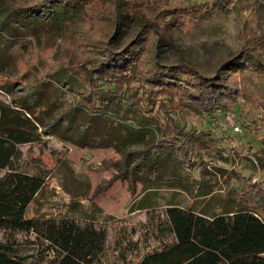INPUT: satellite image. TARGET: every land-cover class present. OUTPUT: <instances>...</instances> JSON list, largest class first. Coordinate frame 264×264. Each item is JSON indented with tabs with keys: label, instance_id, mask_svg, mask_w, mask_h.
Returning a JSON list of instances; mask_svg holds the SVG:
<instances>
[{
	"label": "trees",
	"instance_id": "1",
	"mask_svg": "<svg viewBox=\"0 0 264 264\" xmlns=\"http://www.w3.org/2000/svg\"><path fill=\"white\" fill-rule=\"evenodd\" d=\"M86 1L39 0L33 8L59 14L64 25L67 15L74 20L84 12L90 15ZM110 1L109 11L113 17L105 18V26L114 25L119 34L128 22L137 21L141 26L138 41L118 50L109 36L99 42L101 50L97 60L83 61V71L64 66L39 78L38 87L53 83L65 98L63 116L70 117L71 112L83 108L89 118L100 115L110 119L115 127L122 126L125 138L144 139L143 148H126L119 162L125 164L131 154H140L136 164H142L150 184L161 182L158 159L170 157L174 172L165 179L189 188L191 194L187 207L167 204L166 222L156 227L161 234L156 235L157 242L145 251L134 239L125 243L116 239L118 257L124 264H133V256L137 259L135 264H264V174L245 178L240 171H230L225 176L228 183L222 195L224 210L204 212L194 208L191 204L200 197V192L207 196L215 191L213 181L203 176L208 165L201 156H209L215 162H229L232 158L229 154V160L226 159L224 152L230 148L236 153L237 145L230 144L233 139L228 134L212 136L190 119L194 112L211 122L212 118L228 111H239L242 105L246 112L240 110L237 114L241 126L261 135L264 129V33L249 34L246 44L233 55L231 62L222 63L215 76L200 74L194 65L178 63L171 67L154 55L146 56L144 50L151 36L157 38L158 46L165 45L176 28L195 31L214 10L221 9L219 0L214 4L209 0H195L183 6H164L163 12L171 11L167 16L173 18L164 20L161 25L156 20L158 12L139 15L132 9L135 3L130 4L129 0ZM97 2L98 6L107 7V0ZM4 10L3 18L12 28L23 27L27 35L43 34L38 25L27 26L23 21V17L30 14L26 6L7 4ZM19 13L24 15L20 16L22 21L16 19ZM69 26L68 23L66 27ZM24 38L18 35L6 39L15 67L16 55L10 50ZM57 77L76 90L64 89L57 83ZM25 110L21 105L0 102V172L5 170L0 176V228L34 234L39 244L36 253L25 257L15 253L8 243H0V264H103L109 248L105 229L93 221L82 224L67 216L28 214L31 202L44 187L47 177L43 173L29 172L21 164L20 145L41 139L38 126L26 116ZM260 139L263 149L255 156L264 173V132ZM166 233L170 236H165Z\"/></svg>",
	"mask_w": 264,
	"mask_h": 264
},
{
	"label": "rangeland",
	"instance_id": "2",
	"mask_svg": "<svg viewBox=\"0 0 264 264\" xmlns=\"http://www.w3.org/2000/svg\"><path fill=\"white\" fill-rule=\"evenodd\" d=\"M107 1V7H102L97 5V0H87L90 15L84 12L75 20L67 15L63 25L59 14L33 8L39 0H0V102L23 106L26 116L38 126L40 133V140L20 145L23 168L29 172L46 174L47 177L44 187L31 202L28 214L67 216L82 224L93 221L107 233L109 248L103 264H124L122 258L118 257L116 239H120L121 243L134 239L145 251L157 242L156 235L161 230L156 227L158 223L166 222L167 204L179 203L187 207L191 199L190 189L176 186L165 179L174 172L170 157L158 159L161 182L150 184L142 164H136L141 158L140 154H131L125 164L119 162L126 148H143L144 139L135 136L125 138L122 126L115 127L110 119L100 115L89 118L83 108L71 112L70 117L63 116L61 111L65 107V98L54 88L53 83L38 87L39 78L43 79L64 66L83 71V61L88 58L97 60L101 50L99 42L107 40L109 36L115 41L118 50L138 41L141 26L137 21L128 22V26L119 34L114 25L105 26V18L109 20L113 17L109 11L111 1ZM163 1L129 0L130 4L135 3L132 9L139 15H154L158 12L160 15L156 20L160 25L164 20L167 22L173 18L167 16L171 11L163 12L164 6H183L187 1L195 0H171L169 4ZM209 1L213 4L217 2ZM7 4L30 9L28 16L24 18L19 13L16 19L21 20L23 17L27 26L38 25L43 34L27 35L23 27L12 28L3 18L4 5ZM219 4L221 9L214 10L195 31L181 28L172 30L165 45L157 46V38L150 35L151 40L144 48L146 56L154 55L171 67L178 63L191 64L200 74L215 76L222 63L231 62L233 55L246 44L249 34L264 33V0H219ZM68 23L70 26L66 27ZM18 35H24L25 38L10 50L16 55L15 67L8 53L10 48L6 39ZM56 81L66 90H76L75 86L59 77ZM240 108L246 112L242 105ZM239 111L234 112L238 114ZM193 113L190 119L198 128L217 136V126L212 121ZM243 119L241 116V121ZM242 128V135H229L233 139L230 144L237 145L236 153L241 158L230 148L224 152V157L228 156L226 159L232 158L229 162H215L209 156L207 159L201 156L208 165L203 170V176L213 181L215 191L207 196L200 192V197L191 204L194 208L204 212L224 210L222 195L228 183L225 176L230 171H240L245 178L264 174L255 156L263 149L260 138L264 129L258 135L251 129ZM4 172L2 170L0 176ZM196 174L199 175L198 172ZM165 236L170 235L166 233ZM3 242L11 245L15 253L25 257L36 253L39 244L34 234L14 233L0 228V243ZM136 261L134 256L131 257L133 264Z\"/></svg>",
	"mask_w": 264,
	"mask_h": 264
},
{
	"label": "built area",
	"instance_id": "3",
	"mask_svg": "<svg viewBox=\"0 0 264 264\" xmlns=\"http://www.w3.org/2000/svg\"><path fill=\"white\" fill-rule=\"evenodd\" d=\"M212 124L217 126V134H228V135H237L243 134V128L238 121V116L234 111H228L227 113L212 118Z\"/></svg>",
	"mask_w": 264,
	"mask_h": 264
}]
</instances>
